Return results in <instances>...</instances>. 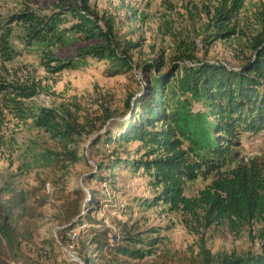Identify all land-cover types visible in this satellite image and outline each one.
<instances>
[{
	"label": "rangeland",
	"instance_id": "obj_1",
	"mask_svg": "<svg viewBox=\"0 0 264 264\" xmlns=\"http://www.w3.org/2000/svg\"><path fill=\"white\" fill-rule=\"evenodd\" d=\"M79 2L0 0V19L26 8L38 14H50ZM89 2L98 12L100 24L112 30L119 51L126 41L139 44L130 51L132 70L113 75L110 61L86 57L74 68L52 73L44 65L46 59L42 49H24L19 38L22 29L16 24H12L11 42L23 53L11 61L0 55V137L4 142L0 149V204L13 207L9 224L17 241L18 257L12 260L25 264H77L71 261L69 254L75 252L80 257L74 241H88L96 230L106 229L114 241H122L126 236L121 231L124 224L133 237L142 233L146 242L158 240L153 252L143 259L120 256L129 264H204L205 253L210 259H216L229 254L257 252L261 247L262 222L254 221L240 231L219 225L207 229L198 227V231L187 227L180 212L170 210L162 201L152 204L161 188L154 187L142 169L133 171L125 163L111 170L101 172L98 169L99 163L110 164L117 156L122 160L140 156L143 152L138 153L139 143H106V136L96 145L92 142L108 130L115 136L123 132L137 100L148 95L146 63L159 60L163 63L161 71H170L174 62L191 64L188 58L176 59L181 48L186 54L189 48L198 46L199 57L240 67L250 54L248 38L260 28L264 0H244L236 19L238 35L205 43L206 48L204 38L212 17L205 9L209 7L213 11L219 0ZM75 21L68 15L64 26L70 27ZM93 43V40L70 36L51 50L58 59L77 62L80 51ZM54 64L56 62L51 66ZM24 82H35L39 93L28 99L19 97L10 84ZM18 101L21 105H17ZM193 108L200 109V104H193ZM47 110L55 111L56 119L50 118L53 122L48 119ZM106 113L112 118L104 124ZM54 122L60 128L66 127V122L74 125L67 139L61 140L54 134L56 129L51 127ZM75 148L77 158L67 160L68 151ZM235 150L239 152L236 161L264 157V132L243 133L241 145ZM56 153L60 161L51 159ZM231 166L233 164L226 168ZM96 172H101L103 179L91 178ZM210 180L189 182L186 195H197ZM79 190L85 196L80 202L81 208L90 219L77 223L66 234L62 230L70 223L64 220L63 209L77 200ZM72 232L75 238L70 237ZM89 246L94 264L104 263L96 246ZM8 260L11 259L0 256L3 264Z\"/></svg>",
	"mask_w": 264,
	"mask_h": 264
},
{
	"label": "trees",
	"instance_id": "obj_2",
	"mask_svg": "<svg viewBox=\"0 0 264 264\" xmlns=\"http://www.w3.org/2000/svg\"><path fill=\"white\" fill-rule=\"evenodd\" d=\"M243 6L244 0H219L213 11L209 7L205 9L212 17V24L204 38V47L205 43L208 45L211 41L238 35L236 19ZM68 15L76 19L70 27L64 26ZM12 24L22 29L19 38L24 49L44 51V65L52 73L74 68L86 57L110 61L113 75L133 69L130 51L139 44L126 41L119 51L120 46L112 30L100 24L99 14L91 7L89 0H80L76 6L64 7L50 14H38L26 8L0 19V55L7 61L23 53L11 42L14 31ZM259 26L256 33L248 38L250 54L240 67L201 58L197 52L198 46L189 48L186 54L185 49L181 48L176 59L188 58L191 64L174 62V68L170 71L162 72L160 66L163 63L159 60L146 63L144 70L147 73L148 95L137 100L131 120L123 132L115 136L108 130L92 142L93 145L98 144L103 136L107 138L106 143L117 145L137 142L138 153H143L131 160H122L117 156L110 164L99 163L98 169L101 172L111 170L121 163L133 171L142 169L151 178V184L161 188L152 204L162 201L170 210L181 213L187 227L197 231L198 227L207 229L213 225L240 231L254 221L264 224V157L236 161L239 152L235 150L241 145L243 133L264 132V15ZM70 36L94 41L80 51L77 62L74 59H58L51 50L55 45L65 43ZM52 62L56 64L51 66ZM10 87L22 99L39 93L35 82L10 84ZM16 103L21 105L19 101ZM196 103L200 104L198 110L193 108ZM18 107L23 110L21 106ZM46 113L49 120L56 119L54 110H47ZM111 118L106 113L104 124ZM44 123L49 124L47 120ZM51 127L56 129V136L65 140L74 125L66 122V127L60 128L54 122ZM3 145L0 137V149ZM76 151V148L68 151L67 160L76 159ZM58 154L51 159L60 161ZM101 172L92 174L91 178L103 179ZM209 178L210 182L197 195H186L189 182ZM76 197V201L63 209L64 220L70 223L62 230L66 234L77 223L90 219L80 205L85 198L84 192L79 190ZM12 208L0 204V256L11 259L7 264H25L12 260L18 257L17 241L9 224ZM121 228L123 235H126L122 241H114L108 229L103 232L96 230L88 241H74L78 245L75 249L84 263L94 264L89 245H95L102 253L105 259L102 264H129L120 256L139 260L153 252L157 239L146 242L141 237L142 233H136V237H133L127 224ZM259 236L261 247L257 252L229 254L216 259H210L209 254L205 253L204 264H264V225L259 230ZM66 238L70 243V237L66 235ZM0 264L3 263L0 261Z\"/></svg>",
	"mask_w": 264,
	"mask_h": 264
},
{
	"label": "built area",
	"instance_id": "obj_3",
	"mask_svg": "<svg viewBox=\"0 0 264 264\" xmlns=\"http://www.w3.org/2000/svg\"><path fill=\"white\" fill-rule=\"evenodd\" d=\"M70 237L71 238H75L76 237V234L74 233V232H72L71 234H70ZM70 251V250H69ZM70 255H71V261H73V262H75V263H77V264H82V261H81V258L80 257H78L77 255H75V252H71V253H69Z\"/></svg>",
	"mask_w": 264,
	"mask_h": 264
}]
</instances>
